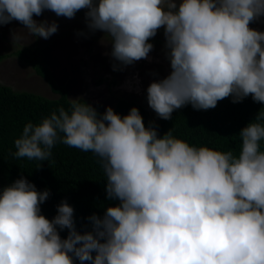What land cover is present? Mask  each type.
<instances>
[{"label":"clouds","instance_id":"obj_1","mask_svg":"<svg viewBox=\"0 0 264 264\" xmlns=\"http://www.w3.org/2000/svg\"><path fill=\"white\" fill-rule=\"evenodd\" d=\"M81 9L110 43L114 69L147 59L163 27L171 70L146 88L158 117L229 96L264 105V30L249 26L264 17V0H0V25L17 20L47 39L57 22L34 14L72 18ZM238 136V152L197 146L172 128L158 136L136 106L100 113L79 97L27 121L16 157L48 161L57 143L90 151L117 203L80 232L64 200L51 219L42 214L49 190L21 175L0 189V264H264V110Z\"/></svg>","mask_w":264,"mask_h":264},{"label":"trees","instance_id":"obj_2","mask_svg":"<svg viewBox=\"0 0 264 264\" xmlns=\"http://www.w3.org/2000/svg\"><path fill=\"white\" fill-rule=\"evenodd\" d=\"M15 54L30 63L59 97L48 98L0 84V189L23 175L34 183L37 190H49V196L40 205L42 214L51 219L56 214V206L64 200L73 207L76 230H90L88 217L93 213L102 216L107 206L117 203L106 197L103 170L93 153L57 143L48 161L14 155V140L23 125L29 120L38 122L61 105L67 108L70 99L66 87L59 84L40 62L36 49L22 47ZM4 56L0 55V59ZM93 106L100 113L105 109L99 105ZM132 106L138 108L146 127L150 124L156 127L158 136L172 128L173 135L190 144L233 152H238L240 148V129L255 117L258 110H264V105L253 101L249 95L238 102H233L230 96L225 97L208 109H194L191 104H185L174 109L169 119H154L145 105L124 98L117 101L114 111L124 115ZM38 164L39 167H36ZM67 233L68 229L65 228L59 234L63 238Z\"/></svg>","mask_w":264,"mask_h":264},{"label":"rangeland","instance_id":"obj_3","mask_svg":"<svg viewBox=\"0 0 264 264\" xmlns=\"http://www.w3.org/2000/svg\"><path fill=\"white\" fill-rule=\"evenodd\" d=\"M78 10L72 18L56 16L50 10L42 11L36 20L57 22V31L47 39L33 37L17 20L0 25V84L17 91H29L48 98H57L44 77L26 60L15 54L22 47L38 51L40 62L54 79L63 84L69 98H84L93 105L111 106L119 99L133 100L145 105L154 119L159 117L146 100L147 85L170 72L165 55L163 27L150 37L153 48L148 58H141L122 68L112 67L111 45L102 30L91 31L85 23L84 12ZM250 27L264 30V17L251 21Z\"/></svg>","mask_w":264,"mask_h":264}]
</instances>
